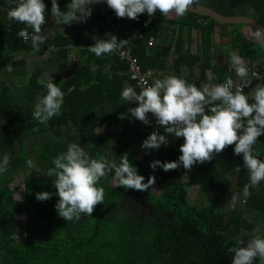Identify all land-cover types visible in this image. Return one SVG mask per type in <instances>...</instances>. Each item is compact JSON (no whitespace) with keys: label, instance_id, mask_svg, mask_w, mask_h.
Wrapping results in <instances>:
<instances>
[{"label":"trees","instance_id":"trees-1","mask_svg":"<svg viewBox=\"0 0 264 264\" xmlns=\"http://www.w3.org/2000/svg\"><path fill=\"white\" fill-rule=\"evenodd\" d=\"M16 2L10 0L6 11L15 7ZM44 3L48 21L53 18L51 0H44ZM58 4L63 11L69 0H58ZM101 5L105 14L95 11L89 28L96 29L97 34L108 39L105 36L108 30L106 20L117 16L106 3ZM199 6L224 16H250L264 27V0H201ZM148 19L147 13L140 15L139 20L127 18L128 27L135 38L132 44L122 47H130L143 70L166 72L171 68L172 75L184 78L181 68L191 67L201 59L199 55L183 51L187 31H197L205 54L204 68L210 66L212 59L209 53L214 35L217 34L221 38H229L233 49H238L243 55L248 69L253 68L254 63H264V47L249 40L237 29L238 25H223L211 17L189 12L175 18L157 12L151 22L145 25ZM9 23L15 24L9 26L17 30L26 27L13 20H8ZM229 27L236 29L228 31ZM245 27L253 31L250 26ZM169 32L171 38L167 37ZM6 36L13 38L12 34L7 33ZM150 37L156 38L157 44L148 48ZM53 43L62 47L59 52L62 68H65L70 47L82 49L81 54L88 55L90 61H97L99 68L96 71L85 69L67 78L59 76L52 81L64 93V104L61 114L54 116L47 125L34 120L31 109L15 112L10 117L6 135L13 139L11 151H14L16 144H19L20 150L12 166L0 174V264H231L233 254L228 249L237 246L240 238L247 242L243 229L251 232L256 229L237 209L226 208L223 200L230 188H237L242 193L243 186L249 182L243 158L234 154V145L215 155L211 162L194 165L190 172L182 166L165 172L158 166V176L154 175L156 192L150 188L147 191H135L117 187L114 173L110 174L97 185L104 188L105 197L103 204L96 206L92 216H82L75 222L59 216L55 209L59 200L53 185L55 177H48L46 173L54 167L52 160L66 151L68 144L78 143L91 158L102 156L117 164L127 155L147 183L148 177L153 175L142 170L141 161L178 160L183 138L169 136L167 146L162 145L158 150L142 149L143 141L154 128L158 127L161 134L164 133L151 114V124L145 125L129 113L128 109L138 106V102L129 104L121 98L127 83L136 89L135 84L129 81L125 62L120 61L115 53L97 58L87 49L94 42L83 33L76 37L56 36ZM12 44L15 48H21L22 38L17 36ZM172 49L176 58L170 64ZM0 55H3V64L6 65L11 53L0 49ZM228 68L229 63L217 65L213 69L216 72L214 83H224L230 78ZM184 79L190 84L200 85L196 80ZM46 84H39L35 76L29 83L30 99L45 95ZM139 92L136 89V93ZM249 102L253 101L250 99ZM122 114L125 115L123 119ZM71 123L74 124L73 128L62 133L61 129L69 127ZM106 125L111 131L98 134L97 129ZM112 127L115 129L112 130ZM48 132L54 133L55 138L46 140L34 154L35 159L42 164V174L39 178L25 179L22 184L26 190L21 196V184L15 183L14 172L25 166L27 161L24 157V141ZM260 146H254V152L258 159L264 160V148L258 150ZM258 151L263 153L258 154ZM237 167L240 171H236ZM194 186H200L206 198L207 204L201 208L189 203V189ZM250 191L245 207L253 212L260 223H264V186ZM40 192H50L52 197L47 201H39L36 194ZM17 194L22 197L21 201L16 200ZM133 194L146 203L147 209L138 204L139 208L131 213L119 211L122 201L131 199ZM119 215L123 217L121 222L117 220ZM23 220L34 222V228L27 230L22 238L20 221Z\"/></svg>","mask_w":264,"mask_h":264},{"label":"clouds","instance_id":"clouds-1","mask_svg":"<svg viewBox=\"0 0 264 264\" xmlns=\"http://www.w3.org/2000/svg\"><path fill=\"white\" fill-rule=\"evenodd\" d=\"M96 3H106L117 18L139 20L140 15L147 13V25L157 12L166 17H183L193 7L199 6L201 0H71L63 11L58 0H51V16L58 25L87 22L92 15L91 5ZM7 15L9 20L26 25L17 33L25 44L30 43L38 51L47 42L48 37L42 30V26L47 23L44 0H17L16 6ZM105 36L109 38L93 36L95 43L87 47L97 58L118 52L128 42L118 41L110 33H105ZM252 38L264 47V27L253 31ZM229 56L231 68L239 78L245 79L244 87L250 86L252 81L246 79L249 70L245 59L236 52ZM142 83L145 86L138 94L132 88H125L121 98L129 104L138 102V106L128 109L132 117L150 125L151 114L164 133L153 131L143 141L142 149L158 150L162 145L167 146L169 136L183 138L178 160H153L150 163L153 171L158 166L165 172L182 166L190 172L194 165L211 162L215 155L234 145V154L242 156L243 167L249 174V182L243 186L242 195L249 197L250 189L264 182V160L258 159L254 152L258 138L264 135V84H257L249 97L243 88L236 87L233 91L234 81L231 78H227L224 83L207 82L197 86L180 76L169 75L156 79L151 85ZM45 87L47 92L38 99L33 111V119L43 125H47L54 116H59L64 104V93L56 83L50 79ZM250 99L253 102L250 103ZM123 118L124 114L121 115ZM10 161V155L5 154L0 160V174L7 171ZM27 163L29 167L33 166L31 160ZM52 163L54 167L47 171L46 176L55 177L53 185L59 197L55 209L66 221L75 222L82 216H92L96 206L103 204L105 197L104 188L97 185L110 174L114 173L117 187L135 191H147L156 179L154 175L149 176L145 183V177L138 174L127 155L123 156L119 164L102 156L91 158L78 143L68 144L66 151L57 155ZM236 171H240V168L237 167ZM21 189L26 190V186L21 184ZM51 197L50 192L36 194L39 201H47ZM15 198L17 201L22 200L19 194ZM235 199L233 195V202ZM228 251L233 254L231 264H257V261L258 264H264V238L260 236L248 239L246 243L240 238L237 246Z\"/></svg>","mask_w":264,"mask_h":264},{"label":"crops","instance_id":"crops-1","mask_svg":"<svg viewBox=\"0 0 264 264\" xmlns=\"http://www.w3.org/2000/svg\"><path fill=\"white\" fill-rule=\"evenodd\" d=\"M9 1L10 0H0V49L3 50V52L5 53H11L10 58L7 59L8 63L6 65L3 64V55H0V146L9 145L7 147H9V149L11 150L13 146V139L8 138L6 135V132H8L9 130V120L15 112H19L23 109H31L34 111L35 105L38 102L39 98L35 97L34 99H30L28 90L29 83L35 76H37L39 84L42 85L48 83L50 79L54 81L59 76L67 78L70 75L73 76L75 74H78L79 72H82L85 69L96 71L99 68L97 61H90L88 59V55L81 54L82 49L71 47L65 59V68H62V61L59 57V52L62 47L54 44L53 38H55L56 36L76 37L80 33H83L85 37L91 39V41H93L94 43L95 40L93 39V36L99 39L104 38L96 33V29L91 30L89 28L92 23L93 13H95V11H99L100 6H102L101 3H96L91 5L92 15L87 19V22H80L77 25H75L74 23H72L71 25H58L55 23L54 18H51L47 21L45 25L42 26L43 34H45L48 37L50 43L57 48V52H52L48 49L47 46L42 45L37 51L31 47V44H25L23 43V41V44L20 45L22 46L21 48H15L12 42L13 39L17 37V33L19 30L11 28L9 26H16L15 24H8L9 18L7 15L8 11H6V7ZM70 2L71 0H69V3ZM168 17L175 18L176 16L171 15ZM108 19L116 25L113 35H115L120 41L128 40V42L124 45L132 44L135 37L133 31L130 30L128 27L127 18L109 17ZM245 26L247 25H238L237 29L241 31L242 28H244ZM21 27L22 26H20V28ZM234 29H236V27L227 28L228 31H232ZM6 32L8 34H12L13 38L6 36ZM252 32L253 31L250 30L244 33L245 36L251 41H253ZM186 33L187 35L183 51L190 52L192 53V55L195 56L199 55L201 59L197 64L195 63V65L191 67L183 66L181 68V75L184 78L196 80L200 83V85L207 82L214 83L213 79L215 78L216 72H213V69H215L217 65L224 66L225 64L229 63L228 75H230V78L233 79L234 83L245 84V79L239 78L236 75L235 71L231 68L229 54L232 52H236L242 57L243 55L240 54L238 49H233L230 40H224V38H221V36H218L219 38L216 40V35H214L213 45L209 53L212 60L211 62H209V68H204L203 65H205V54L204 52H202L197 31H193L191 33L187 31ZM167 37L171 38V32L168 33ZM107 38L109 37L107 36ZM224 46H226V48H223ZM126 48L130 49V47ZM174 58H176V55H174L172 49V54L169 58L170 64L171 60H173ZM252 67L253 68L248 69V77L246 78L247 80H251L252 83L250 86L245 87V94L249 95V97H251L254 87L257 84H264V63H254ZM254 72H257L258 76H253ZM172 74L173 71L171 68L169 71L166 72L161 71L160 74L156 76L155 80L163 79L164 77ZM209 77H211L212 79L209 80ZM125 88H132L135 92L137 89V87L135 89V87L131 83H127L125 85ZM73 126L74 124L71 123L69 127H63L61 129L62 133L65 134L69 130V128H73ZM112 128L115 129V127ZM98 129H104L103 134L106 133L108 130L111 131L108 128V125H106L105 128H103L102 126ZM258 144H261L258 150L264 148V139H262V136L258 138V142L255 146L258 147ZM262 153L263 151H258V154ZM218 157L219 156H217V158Z\"/></svg>","mask_w":264,"mask_h":264},{"label":"rangeland","instance_id":"rangeland-1","mask_svg":"<svg viewBox=\"0 0 264 264\" xmlns=\"http://www.w3.org/2000/svg\"><path fill=\"white\" fill-rule=\"evenodd\" d=\"M246 31H250V29L247 27H244V28H242V30L240 32L244 34ZM218 36H220V34L216 35V40L219 38ZM225 39L229 40V38H224V40ZM217 42H220V41H217ZM223 48H226V46H224ZM105 127L106 126H103V128H105ZM111 129L114 130V128H111ZM103 132H104V129L103 130L97 129L98 134L102 135ZM54 138H55V134L52 132H48L45 135L41 134V136H37L33 139H29V140L27 139L24 141V146L26 149L24 157L27 158V161L25 163V166L19 167V169L14 172V176L16 178L15 183L17 185L22 184L25 181V179L39 178L41 176L42 164L39 163L35 159L34 154L36 151H38V149L42 146V144L46 140L54 139ZM5 146L4 145L0 146V160H2V158L5 154L10 155L12 160L10 161L9 166L11 167L12 164L16 161L18 152L20 150L19 144H16L13 152L9 149V147H7L9 145H5ZM29 160L32 161V165H33L32 167H29V165L27 163ZM22 162H25V161H22ZM141 164H142V170L143 171L146 170V171H149V174L158 176V169L156 168V170L153 171V169L150 168V163L142 160ZM261 186H264V182H262L259 187H261ZM150 189H152L155 192L157 191V182L156 181H155V184L150 187ZM20 193L22 196L23 190H22V192L20 191ZM233 195L236 196V199L234 202L232 200ZM188 196H189V203L193 206L201 208L203 205L207 204L206 198H205V196H204V194H203V192L199 186L191 187L189 189V195ZM223 200L225 201L224 203H225L226 208H231L233 210L237 209V212L241 213L243 218L251 221L252 224L256 227V229L253 232L248 231L246 229H243L242 232H243L244 237L246 238L247 241H248V239L254 238L256 236H260L261 238H264V223H260L256 219L257 217L253 214V212L246 209V207H245L246 198L242 195V193L239 191V189H237V188L234 189L233 187L230 188L229 191L224 196ZM138 204H140L142 207L147 209L146 203L142 202L139 199V196L137 194H133V197L131 199H129V200L124 199L122 201L121 206L119 207L118 210L124 211L123 213H131V212H133L139 208ZM119 214H121V213H119ZM122 219H123L122 216H120V215L117 216V220L119 222H121ZM20 228H21V237L23 238L27 230L34 228V222H30L28 220L20 221ZM257 229H259V230H257ZM257 264H258V261H257Z\"/></svg>","mask_w":264,"mask_h":264},{"label":"built area","instance_id":"built-area-1","mask_svg":"<svg viewBox=\"0 0 264 264\" xmlns=\"http://www.w3.org/2000/svg\"><path fill=\"white\" fill-rule=\"evenodd\" d=\"M99 11L105 14V10L103 6H100ZM106 25L108 27L107 33L113 34L115 31L116 25L112 23L109 19L106 20ZM137 32L139 33V31ZM147 44H148V48L154 47L156 45V38L150 37L148 39ZM42 46H47L50 51L57 52L56 50L57 48L54 45H52L48 39H47V42L43 44ZM116 54L119 57L120 61L125 62L127 66V75H128L129 81L133 82L139 91H141L142 87L145 86V84L142 82H146L147 85H151L154 82L156 76L160 74V72H157L152 69L143 70L140 67L138 59L133 55L131 49L129 48H124V49L121 48L118 52H116ZM254 73H256L255 77L258 76L257 72H254ZM236 87L243 88L244 93H245L244 84L234 83L233 91L236 90ZM153 131L160 132L158 128L154 129Z\"/></svg>","mask_w":264,"mask_h":264},{"label":"water","instance_id":"water-1","mask_svg":"<svg viewBox=\"0 0 264 264\" xmlns=\"http://www.w3.org/2000/svg\"><path fill=\"white\" fill-rule=\"evenodd\" d=\"M189 13L199 14L207 17H211L215 21L223 25H247L250 26L253 31L261 27L259 23L252 17L249 16H224L210 8L204 6L193 7Z\"/></svg>","mask_w":264,"mask_h":264},{"label":"bare ground","instance_id":"bare-ground-1","mask_svg":"<svg viewBox=\"0 0 264 264\" xmlns=\"http://www.w3.org/2000/svg\"><path fill=\"white\" fill-rule=\"evenodd\" d=\"M24 43V42H23ZM160 130V129H159Z\"/></svg>","mask_w":264,"mask_h":264}]
</instances>
